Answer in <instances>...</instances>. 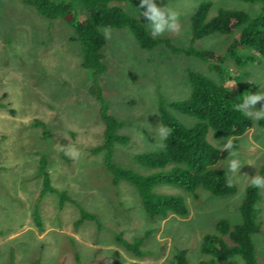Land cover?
Here are the masks:
<instances>
[{
	"label": "rangeland",
	"instance_id": "374dc122",
	"mask_svg": "<svg viewBox=\"0 0 264 264\" xmlns=\"http://www.w3.org/2000/svg\"><path fill=\"white\" fill-rule=\"evenodd\" d=\"M204 1L156 0L158 6L176 10L181 24L178 34L166 32L158 38L179 49L192 46L225 54L239 31L191 42L190 18ZM207 1L211 3L208 18L221 9L254 17L261 8L258 3L241 0ZM112 5L138 19L150 34L141 0ZM85 16L78 5L76 17ZM102 33L106 71L93 85L90 71L81 67V47L69 24L48 20L20 0H0V264H170L177 249L186 251L188 264H198L209 259L200 252L202 236L215 233L220 219L231 224L241 220L239 206L251 184L249 178L260 175L264 167V129L258 120L248 116L252 127L237 138L221 139L211 130L207 133L209 144L220 151L216 168L222 169L227 179L233 178L234 195L218 197L198 189L194 198L181 188L158 186L154 189L157 193L183 198L188 214L151 219L132 185L113 182L105 168L104 151L91 152L102 144L104 131L100 103L91 90L100 87L106 113L122 124L117 134L126 142L113 145L112 162L145 174L150 170L136 157L162 149L163 140L155 130L160 124V108L185 127L197 122L169 107L190 97L189 71L228 87L236 106L246 95L264 92V60L250 49H238L243 63L226 57L221 75L210 71L207 63L171 52L162 44L142 49L126 28L111 29L110 38L104 29ZM261 108L264 101L253 110ZM229 140L242 165L236 174L228 169L233 157L223 150ZM68 146L81 152L79 159L65 154ZM42 157L55 192L42 193L37 175ZM258 194L256 217L261 228L252 242L257 263L264 264V190L259 189ZM35 214L40 229L34 223ZM148 232L139 247L141 257L118 241L132 242ZM237 257L216 260V264H244Z\"/></svg>",
	"mask_w": 264,
	"mask_h": 264
},
{
	"label": "trees",
	"instance_id": "16d2710c",
	"mask_svg": "<svg viewBox=\"0 0 264 264\" xmlns=\"http://www.w3.org/2000/svg\"><path fill=\"white\" fill-rule=\"evenodd\" d=\"M48 20L60 19L69 24L74 32V40L79 43L82 51L81 67L89 70L93 85L106 67L103 62L102 49L106 40L102 33L105 27L110 29H128L145 50H151L158 45H164L171 52H182L187 57L199 59L209 65L210 71L223 74L221 65L226 57L232 58L237 64H242V57L237 54L238 49H250L264 60V0H241L245 3L260 4V12L250 17L243 11L221 9L213 18H208L211 3L205 0L190 18L191 42L213 34L229 35L239 31L225 54L213 51L197 50L190 46L179 49L168 40L153 38L138 19L126 14L113 2L125 0H20ZM78 5L82 6L86 16L76 17ZM188 80L192 92L188 99L172 102L169 107L179 113L193 117L197 122L191 127L181 125L168 111L161 107L159 111L160 123L171 127L174 131L163 140L160 151L138 155L139 164L148 168V173H137L124 170L116 166L111 160L112 148L115 143H125L126 138L117 134L122 126L115 118L106 113V105L101 96L100 87H92V94L100 103L99 116L103 123V142L93 148L91 152L105 153L104 164L112 176L113 182L125 181L132 185L138 194L142 208L146 215L168 217L174 215L185 217L188 208L183 198L179 196L157 193L158 186H174L185 190L196 198V191L204 189L213 196H232L236 192L233 185H226L227 176L222 169L216 168L220 160V151L207 141L209 130L215 138H237L252 127L251 119L235 110L231 90L217 84L209 78L189 71ZM45 128L42 122H36ZM258 125L264 129V119L258 120ZM37 175L42 180V193L55 192L50 186L46 171V161L39 160ZM264 176V167L260 171ZM259 189L248 185L239 206L241 220L231 224L227 219H220L216 223L215 233L202 236L200 252L209 257L200 260L198 264H216V260L225 261L239 256L244 264H258L252 236L259 233L260 224L257 222L256 205L259 201ZM63 200H59V207ZM91 217V216H90ZM34 223L40 229L41 222L38 214L34 215ZM137 237L132 242L122 239L118 241L127 251L135 256L143 255L139 247L148 236ZM170 264H188L185 250L177 249L170 259Z\"/></svg>",
	"mask_w": 264,
	"mask_h": 264
},
{
	"label": "clouds",
	"instance_id": "9594fccd",
	"mask_svg": "<svg viewBox=\"0 0 264 264\" xmlns=\"http://www.w3.org/2000/svg\"><path fill=\"white\" fill-rule=\"evenodd\" d=\"M141 8L146 10L143 12V16L150 22L148 29L153 38L164 35L166 32L178 34L181 30V24L179 22V13L173 8L166 6L160 7L157 5L156 0H141ZM106 38H110L111 29L109 27L104 28ZM230 84L232 82H229ZM235 85L233 84V87ZM264 101V92H258L256 94H248L244 97L243 102L235 106V110L243 112L245 115L253 118L254 120L264 119V108L260 110H253L254 106ZM156 135L161 140H166L174 131L171 127L163 126L161 123L155 128ZM163 147V145H161ZM234 145L231 140L227 141L223 145V150L229 152V156L233 157L228 161V169L230 173L236 174L240 171L242 165L238 159V153L233 151ZM73 160L79 159L81 152L74 146H68L65 153ZM250 179L251 186L264 190V176L255 174ZM233 178L229 177L226 181L228 187L233 186ZM240 260L239 257L236 258Z\"/></svg>",
	"mask_w": 264,
	"mask_h": 264
}]
</instances>
